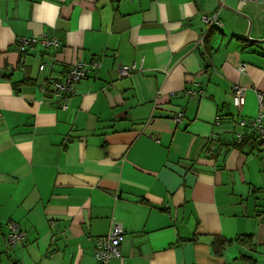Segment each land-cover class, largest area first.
<instances>
[{"label":"crops","instance_id":"0c3cea01","mask_svg":"<svg viewBox=\"0 0 264 264\" xmlns=\"http://www.w3.org/2000/svg\"><path fill=\"white\" fill-rule=\"evenodd\" d=\"M224 4L249 21L215 0H0V264H97L112 222L110 264H264V164L237 139L264 98V0ZM40 37L59 49L18 51ZM79 61L88 76L62 110L42 83ZM9 221L24 234L11 251ZM238 236L250 243L214 253Z\"/></svg>","mask_w":264,"mask_h":264},{"label":"built area","instance_id":"2783aa9c","mask_svg":"<svg viewBox=\"0 0 264 264\" xmlns=\"http://www.w3.org/2000/svg\"><path fill=\"white\" fill-rule=\"evenodd\" d=\"M227 0H220V2L225 3ZM240 4L247 3H258L259 0H237ZM202 23L208 28V30L212 28H220L221 21L219 19L218 13L214 12L211 14H204L200 17ZM36 43H40V45L44 48H53L55 50L59 49L60 45L55 39H47V38H21L16 41L17 49L20 53L27 54L26 50L29 46L34 45ZM93 69H97L99 67L98 62H93L91 64ZM44 65L39 66V70L42 71ZM136 70L135 66H121L118 68V74L120 77H127L133 71ZM88 67L82 62L73 63L68 72L66 73L63 80H52L45 79L42 83L43 88L52 87V98L53 100L60 99L62 101L61 109L67 110L68 108V100L70 96L75 94V84L80 80L87 78L88 76ZM239 72L243 73L244 69L240 68ZM64 95L63 97H61ZM232 99L233 105L240 109L244 103V89L240 86L235 85L232 88ZM182 120V114L178 113L173 117V123L179 124ZM219 118L216 119L218 124ZM254 133L258 142L261 143V160L264 163V98L262 94L258 95V112L256 116L249 121L247 124ZM240 127H245L246 122L240 121ZM238 141H241L242 134L237 135ZM207 155L213 154V148L210 147L205 152ZM8 226V246L10 248L17 247L24 243V234L21 231L19 225L14 221H9L7 223ZM124 240V231L121 225L112 222L108 233L105 236H101L96 239L93 258L97 264H110L112 259L120 258L121 251L120 246Z\"/></svg>","mask_w":264,"mask_h":264},{"label":"trees","instance_id":"16d2710c","mask_svg":"<svg viewBox=\"0 0 264 264\" xmlns=\"http://www.w3.org/2000/svg\"><path fill=\"white\" fill-rule=\"evenodd\" d=\"M253 134V137L252 138H249V137H245V138H242L241 141H240V145L238 146H241L242 144H245L246 142H248L250 140H252L254 143H258L259 145V154H261V148H262V145L260 142L257 141L254 133L252 132ZM262 162V160H261ZM263 163V162H262ZM264 164V163H263ZM231 243H240V244H248L250 243V239L247 237V236H238L236 237L234 240L232 241H226L224 239H221V238H215L212 242V248H213V251L216 255H221L222 253V250L229 244Z\"/></svg>","mask_w":264,"mask_h":264},{"label":"water","instance_id":"95a60500","mask_svg":"<svg viewBox=\"0 0 264 264\" xmlns=\"http://www.w3.org/2000/svg\"><path fill=\"white\" fill-rule=\"evenodd\" d=\"M215 4H216V6H217L218 8L227 9V10L233 12V13H234L235 15H237L238 17H242V18H244V19H246V20L249 21V19L247 18V16H244V15H242L241 13H239V12H237V11H235V10L229 8V7L226 6L224 3L220 2V0H215ZM249 30H250V22H249V28H248V31H247V38L249 37V36H248V34H249Z\"/></svg>","mask_w":264,"mask_h":264},{"label":"rangeland","instance_id":"374dc122","mask_svg":"<svg viewBox=\"0 0 264 264\" xmlns=\"http://www.w3.org/2000/svg\"><path fill=\"white\" fill-rule=\"evenodd\" d=\"M14 248H16V247L10 248L9 246H7V250H8V251L13 250Z\"/></svg>","mask_w":264,"mask_h":264}]
</instances>
